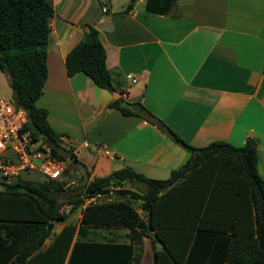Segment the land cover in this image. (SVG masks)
<instances>
[{"label":"trees","instance_id":"1","mask_svg":"<svg viewBox=\"0 0 264 264\" xmlns=\"http://www.w3.org/2000/svg\"><path fill=\"white\" fill-rule=\"evenodd\" d=\"M176 1L146 0L147 10L166 15ZM53 16L46 0H0V71L10 80L16 107L26 113L23 132L31 143L46 145L53 157L76 170L85 166L64 147L48 110L37 104L48 75ZM65 65L68 76L82 72L98 87L117 92L96 28L86 27ZM111 106L157 126L190 153L188 161L166 180L131 168L85 182L80 178L69 186L53 179L31 180V173L9 182L0 176V264H141L143 238L151 235L152 264H264V180L258 172L257 140L248 138L243 146L216 141L195 147L139 101L124 104L119 98ZM123 184L145 191L139 195L121 189L119 199L88 204L78 223L68 222L86 198ZM132 200L140 201L139 210ZM55 222L65 225L54 235ZM103 227L129 230L126 241H92L90 229Z\"/></svg>","mask_w":264,"mask_h":264},{"label":"crops","instance_id":"2","mask_svg":"<svg viewBox=\"0 0 264 264\" xmlns=\"http://www.w3.org/2000/svg\"><path fill=\"white\" fill-rule=\"evenodd\" d=\"M46 1L54 16L48 75L37 104L48 110L64 147L85 166L79 165L87 181L95 173L103 177L124 168L166 180L190 157L157 126L112 107L119 98L124 104L141 102L195 147L216 141L243 146L254 138L264 180V0H177L166 15L148 11L146 0H137L131 9V0ZM87 26L99 32L120 95L98 87L82 72L67 75L66 57ZM128 74L139 82L131 84ZM2 94L10 91L0 85ZM29 178L42 179L37 171ZM83 207L75 213L78 221H71V215L68 222L78 223ZM64 225L54 226L53 234ZM128 231L91 228L90 237L99 243L120 238L115 242L121 243ZM152 263L153 257L142 258L141 264Z\"/></svg>","mask_w":264,"mask_h":264},{"label":"built area","instance_id":"3","mask_svg":"<svg viewBox=\"0 0 264 264\" xmlns=\"http://www.w3.org/2000/svg\"><path fill=\"white\" fill-rule=\"evenodd\" d=\"M126 79L131 84L139 82L132 74ZM25 123L26 113L16 107L13 100L0 96V176L9 182L24 173L37 171L44 179L59 180L68 168V161L53 157L44 144L31 143L29 133L23 132ZM121 189L110 186L106 191L86 198L84 206L113 202L116 192Z\"/></svg>","mask_w":264,"mask_h":264},{"label":"rangeland","instance_id":"4","mask_svg":"<svg viewBox=\"0 0 264 264\" xmlns=\"http://www.w3.org/2000/svg\"><path fill=\"white\" fill-rule=\"evenodd\" d=\"M0 85L2 87H4L5 89H8L10 91V94H8L7 96L5 94H2L1 96L5 97L7 99L13 100L12 99V97H13V91L11 89V86L9 85V82L7 80V75L5 73H3L0 76ZM37 163L39 164V161H37ZM66 170L67 171L64 172V174L62 175V177L59 179V182H64V183L66 182V184H67V182H70L72 179H75V180L78 179L79 180V178H82L84 180V182L87 181L86 172L84 171L83 168L77 167V169L75 170L74 168H72V167H70L68 165V169H66ZM94 175L95 176H98V174H96V173ZM121 188H122V190H129V191H132L133 190L132 192H134L135 194H139V195L143 194L144 191H145L143 189V187H141V186L140 187H137V189H133V187L130 186V185H127L126 187L121 186ZM117 199H119V198H117ZM131 202L139 210V203H140V201H138V200H132ZM68 210H69V208L67 206H65L64 207V211L67 212ZM140 214H141V216L143 218L146 217V215L144 213L140 212ZM70 220L73 221V222H77L78 221V218H77L76 214H74L73 216H71ZM61 224H64V223L55 222L54 223V226L61 225ZM54 228L55 227H53L52 233L54 231ZM120 232H122V231H120ZM120 232H119V236L120 235L122 237L125 236V235L121 234ZM109 235H110V237L114 238V236H111V234H109ZM117 239L118 240H116V239H112V240H114V241H120V238H117ZM152 240H153L152 235L151 236H145L143 238V244L141 245V249L143 251V257L145 256L146 258L152 259V257H153V251H154L153 250L154 245L152 243Z\"/></svg>","mask_w":264,"mask_h":264},{"label":"water","instance_id":"5","mask_svg":"<svg viewBox=\"0 0 264 264\" xmlns=\"http://www.w3.org/2000/svg\"><path fill=\"white\" fill-rule=\"evenodd\" d=\"M115 94H118V95H120V93H118V92H115ZM50 228H52V226H50Z\"/></svg>","mask_w":264,"mask_h":264}]
</instances>
